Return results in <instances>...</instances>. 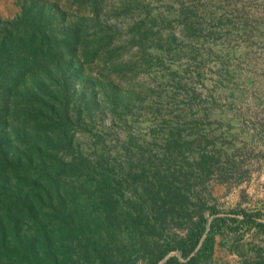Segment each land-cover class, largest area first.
<instances>
[{"label":"rangeland","instance_id":"rangeland-1","mask_svg":"<svg viewBox=\"0 0 264 264\" xmlns=\"http://www.w3.org/2000/svg\"><path fill=\"white\" fill-rule=\"evenodd\" d=\"M26 2L0 0V36ZM39 2L56 28L81 29L73 147L58 152L87 212L111 177L126 237L112 247L136 264L154 249L158 264L186 262L184 251L198 264H264V0ZM16 98L8 127L24 120Z\"/></svg>","mask_w":264,"mask_h":264},{"label":"trees","instance_id":"trees-1","mask_svg":"<svg viewBox=\"0 0 264 264\" xmlns=\"http://www.w3.org/2000/svg\"><path fill=\"white\" fill-rule=\"evenodd\" d=\"M55 13L39 0H28L21 15L1 28L0 264H95L96 259L136 264L124 248L112 247L126 237L109 190L111 177L103 184L102 208L87 212L59 157L60 149L73 147L67 129L73 121L71 80L79 73L75 53L81 29L74 23L56 28ZM12 96L22 98L23 104L16 98L13 107L24 120L8 127ZM93 166L84 162L83 167L90 171ZM141 218L140 213L132 216L128 237L140 232ZM203 220L201 214L195 227L201 229ZM198 229L190 234L195 244ZM154 251L147 264L165 258L164 251ZM183 254L186 262L170 256L161 264H198L195 255Z\"/></svg>","mask_w":264,"mask_h":264}]
</instances>
